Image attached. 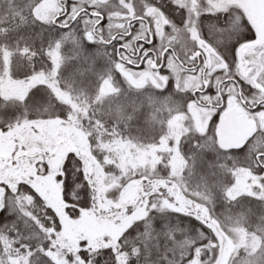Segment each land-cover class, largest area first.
<instances>
[{
	"label": "rangeland",
	"instance_id": "obj_1",
	"mask_svg": "<svg viewBox=\"0 0 264 264\" xmlns=\"http://www.w3.org/2000/svg\"><path fill=\"white\" fill-rule=\"evenodd\" d=\"M173 1L181 6L182 13L179 15L181 22L183 21L182 32H187L186 35L189 39H193L194 35L191 31L195 30V24L198 23L202 11L216 13L228 9L233 11L238 8L240 16H242V12L245 14L246 21L248 17L243 0ZM36 2L37 0H26L25 5L29 6ZM130 2L133 1L75 0L68 2V6L70 15L80 9L82 5L90 3L105 10L109 22H106L107 26L102 27V33L104 37L109 38L115 28L124 27V24L120 23L117 18L122 12L127 15L131 13L129 11L131 9L125 8V5L132 7ZM58 4V0H41L35 13L44 21L43 23H50L53 16L62 11V7L60 8ZM21 9L20 6L17 8L19 11ZM15 12L18 14V11ZM67 18L68 16L60 20V23L64 24ZM93 20L83 15L80 18L82 26L80 30L83 33L90 31ZM31 24L29 23L28 27L27 23V28L31 27V29H27L31 33H28L27 38L31 39L32 43H37L40 39L41 28L38 23L31 22ZM218 26L221 25L218 24ZM78 27L77 23L69 28H63L60 25L59 28L69 31L63 32L59 37L65 42L67 39L71 43L74 41L73 44H75L79 38L76 35ZM229 28L235 30V26L232 24ZM189 32L191 34H188ZM238 33V31L235 33L237 37L240 35ZM0 39L8 40L3 34H0ZM89 41L95 42L96 39L90 36ZM11 43L15 48V41L11 39ZM96 43L102 45L101 42ZM58 48L55 46L49 48L48 56L52 60V68L43 71L44 69L40 67V69L34 70L36 73L29 78L23 79L14 76L10 78L7 73L10 72L12 65L6 59L5 66L0 68L1 111L15 109L14 111L19 113L18 110L25 108L23 101L27 90L38 82H43L48 87L49 95L70 105L65 118L61 116L24 117L6 129H0V183L6 184L13 190H16L19 182L29 184L59 218L61 226L53 240L55 248H49L47 253L55 261L63 262L66 261L61 252L63 250V252L73 254V264H90L82 261L76 254L81 245L93 250L103 246L115 247L123 231L132 222L146 216L152 208H167L190 214L209 228L211 254L206 261L201 263L196 260L198 262L195 264H264V210L253 209L254 203L247 204L249 208L246 209V203L243 201L241 204L237 203V209L240 211L241 208H244L245 212L236 211V206L229 204H227L228 210L218 211L219 208L216 209L217 206H214L210 200L211 197L208 198L200 191L189 190L184 182L186 179L183 178L182 171L185 159L180 151L182 150L180 147L181 135L191 130L204 134L206 132V127L203 125L205 112L200 110L195 102L189 101L186 111L175 114L168 120V130L166 134L158 136V143H147L151 142L148 141V137L147 140L135 137L138 132L134 129L131 130L133 135L128 133L125 136H117L113 131L110 133L108 141H104L102 135L105 127L103 124L94 123L97 119L93 118L87 127V122L81 120V117L85 115V110L73 100L68 91L60 88V85L57 84V69L60 68L61 56V49L59 48V51ZM246 51H248L245 57L247 64L250 62L249 64L255 66L254 69L257 67L260 72L264 70V45L249 48ZM241 64L246 63L243 61ZM117 65L121 77L131 87L164 84L159 83L160 79H156L153 73L145 74V76L142 70L132 69L122 63ZM256 72L254 70L248 74H257ZM172 80L175 87L182 90L193 86V82L180 75L179 70L173 72ZM106 87L112 89L109 84H106ZM49 108L47 105L40 107L45 112ZM90 131H93L94 134L97 133L94 137L98 142L97 146L103 150L101 160L90 149L89 135L92 134ZM60 140H64L76 149L75 153L83 161L85 176L93 189L92 205L80 208L77 216H72L67 211V202L61 192L63 191L62 179H58L63 174V161H58L59 159L53 156L52 150L56 149ZM192 153L193 150L192 152L188 151L189 158L190 155H193ZM103 161L116 165L115 171L106 169L102 164ZM165 162L169 168L168 175L162 174L166 170L162 165ZM38 163L47 166L44 172L39 171L43 169V166H39ZM219 167H223L221 159ZM134 173L138 175L134 177ZM234 173L236 175L235 179L232 177L230 198L241 193H259L256 190L262 184L258 182L257 174L248 170L244 172V169H236ZM124 174L126 176L123 177L126 179H121ZM203 175L205 176V174ZM158 182H162L167 190L159 188L160 186L156 185ZM216 185L218 184H211V189L217 188ZM194 186L199 185L194 184ZM208 192L212 193L211 190ZM252 193V196L255 195ZM251 207L254 212L251 214V218H248V213L252 210ZM214 208L220 214L219 216ZM82 241L84 244H81Z\"/></svg>",
	"mask_w": 264,
	"mask_h": 264
},
{
	"label": "trees",
	"instance_id": "obj_2",
	"mask_svg": "<svg viewBox=\"0 0 264 264\" xmlns=\"http://www.w3.org/2000/svg\"><path fill=\"white\" fill-rule=\"evenodd\" d=\"M25 1L0 0V34L8 38L7 41L0 39V68L5 66V59L10 62L11 70L7 73L10 78L12 76L29 78L36 73L34 70L40 67L44 69L43 71H48L52 68V60L48 56L49 48L59 47L61 56L60 68L57 69V84L68 91L73 100L85 110L81 120L87 122V127L93 118L97 119L94 123L103 124L104 141H108L113 131L117 136H125L128 133L133 135L131 130L134 129L138 132L135 137L146 140L148 137V141L151 142L147 143H158V136L166 134L168 130V120L173 115L187 110L189 92L175 87L173 80H168L163 85L131 87L125 83L119 73L117 64L120 62L114 49L106 48L96 43L97 41H89L80 27L78 33L75 32L79 37L75 44L68 39L66 42L63 41L59 35L69 30L61 29L51 22L43 23L44 21L35 13L41 0L29 5L30 7L25 5ZM58 5L61 8L60 4ZM19 6L22 8L20 11L17 10ZM15 11H18V14H15ZM31 22L38 23L41 28L37 43H32L31 39L27 38L30 33L27 29H31V27L27 28V23L29 27ZM245 28L244 33L248 31L246 24ZM11 39L15 41V48ZM170 82L171 87H169ZM106 84L112 89L105 88ZM37 87L41 89L42 95L31 96L32 90ZM1 100L0 96V102ZM23 105L25 108L18 110L19 113L14 111L15 109L0 110V129L8 128L24 117L65 118L70 109L68 103L49 95L48 87L43 82H38L27 90ZM41 105L50 108L45 112L44 109H40ZM90 132L92 133L89 135L90 149L101 160L103 150L97 146L98 142L94 137L97 133ZM209 137L210 131L204 134L194 130L182 133L180 151L185 159L182 175L189 190L200 191L208 198L211 197L210 200L215 207L217 206L216 209L219 208L218 211L228 210L225 202L227 195L223 192L226 186L224 174L227 170L223 171V167H219V155L213 143L205 142ZM192 150L193 155L189 158L187 153ZM70 156L71 163L66 168ZM102 164L110 171H115L117 167L105 161ZM38 165L43 166L39 171L46 170L45 164L38 163ZM162 165L166 169L162 174L168 175L167 163ZM62 169L63 174L59 178L62 179L61 192L67 202L66 209L68 211L71 208L72 211H68L70 215L77 216L80 208L92 205L93 189L85 176L83 161L75 151L66 153ZM137 175L133 174L134 177ZM123 176L126 175H122L121 179H126ZM213 183L218 184L217 188L211 189ZM66 185H71L70 190L67 191L68 199H65ZM156 185L167 190L162 182ZM243 201L246 203L245 208H249L247 204L251 203L246 198L241 202L239 199L236 204H232L236 206V211H239L237 203L241 204ZM6 205L7 211L0 215V264H73V254L69 252L61 250L66 260L63 262L55 261L47 253L49 248H55L53 240L60 228H56L55 217H51L47 211L51 207L33 187L25 182H19L16 190H13L6 184L0 183V209L5 208ZM253 209L258 207L255 206ZM253 209L247 212L248 218H251ZM218 211L217 216L220 215ZM240 211L245 212V209L241 208ZM193 219L196 218L184 212L152 208L146 216L132 222L123 231L117 246H103L93 250L81 245L76 254L82 261L90 264L97 262L99 264H195L198 261L202 263L211 254L210 231L197 219L199 223L193 225ZM246 230L248 231V227ZM81 244H84L83 241ZM82 252L88 253L87 261L81 256Z\"/></svg>",
	"mask_w": 264,
	"mask_h": 264
},
{
	"label": "flooded vegetation",
	"instance_id": "obj_3",
	"mask_svg": "<svg viewBox=\"0 0 264 264\" xmlns=\"http://www.w3.org/2000/svg\"><path fill=\"white\" fill-rule=\"evenodd\" d=\"M60 1L62 11L53 16L51 23L63 28L77 23L82 28L80 18L86 15L94 20L90 31L84 34L89 38L93 36L104 47L114 49L124 66L142 70L144 75L153 73L156 79H160L159 83L172 80L173 72L177 70L193 82V86L185 91L189 92V101L195 102L205 112L203 125L205 131H210L205 142L213 143L223 171L227 170L223 188L227 195L226 204H236L239 199L241 202L246 198L260 211L264 210V70L260 72L250 62L247 64L245 57L248 51L242 48L245 42L240 44L235 57L231 53L225 55L214 43L220 30L229 28L231 24L235 26L234 33L238 31L240 34L236 37L240 38L246 29L245 14L241 12L240 16L238 8L216 13L202 11L195 24V32L191 31L193 39H189L187 32H182L180 4L173 0H132V7L125 5L131 13L122 12L116 17L124 27L115 28L112 36L106 38L102 33V27L109 22L105 10L90 3L70 15L68 2L75 0ZM67 16L65 23H60ZM247 23L251 26L248 17ZM149 41L157 47L145 48ZM240 60L246 64H241ZM254 70L257 74H248ZM218 112L219 119L213 123ZM241 146L245 148L243 152L239 151ZM236 169L258 175V182L262 184L256 190L259 193L229 197Z\"/></svg>",
	"mask_w": 264,
	"mask_h": 264
},
{
	"label": "snow or ice",
	"instance_id": "obj_4",
	"mask_svg": "<svg viewBox=\"0 0 264 264\" xmlns=\"http://www.w3.org/2000/svg\"><path fill=\"white\" fill-rule=\"evenodd\" d=\"M245 24L247 25V21H245ZM247 26H248V31L243 33V35L240 36V38H236V35L231 28L221 29L219 36L214 41L215 45L218 47L219 50H222L225 55L228 53H231L235 57L241 43L256 39L255 31L252 29L250 25H247ZM144 47L145 48H155L157 47V45L153 41H149L144 45ZM148 55H151V53L149 52ZM161 71H163V68H161ZM169 87H171V82L169 83ZM209 91H211V89H209ZM40 95H42V93L39 87L33 89L31 92V96H40ZM218 119H219V112L214 118L213 123H215V121ZM244 150H245L244 146H241L239 149L240 152H243ZM71 159L72 157L70 156L68 164L65 165L66 168L71 163ZM45 168H47V166H45ZM21 187H26V185H21ZM70 187L71 185H66L65 199H68L67 191L70 190ZM6 211H7V205L5 206V208L0 209V215H3ZM47 211L51 217H55V225H56V228L59 229L61 226L59 218L56 217L55 212L51 208H48ZM68 211L71 212L72 209L69 208ZM192 223L193 225H197L199 222L196 219H193ZM205 230L207 231V229ZM81 256L84 258L85 261H87L89 258L87 252H82ZM97 264H99V262H97Z\"/></svg>",
	"mask_w": 264,
	"mask_h": 264
},
{
	"label": "water",
	"instance_id": "obj_5",
	"mask_svg": "<svg viewBox=\"0 0 264 264\" xmlns=\"http://www.w3.org/2000/svg\"><path fill=\"white\" fill-rule=\"evenodd\" d=\"M245 2L249 13L248 16L252 26H254L256 30L257 37L256 39L245 43L243 49L264 44V0H245ZM57 146L60 148L57 152V155L59 156L58 161L62 160L66 153L76 150L74 147L68 146L63 140L58 142ZM61 148H64L65 150H62Z\"/></svg>",
	"mask_w": 264,
	"mask_h": 264
}]
</instances>
